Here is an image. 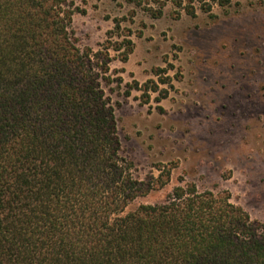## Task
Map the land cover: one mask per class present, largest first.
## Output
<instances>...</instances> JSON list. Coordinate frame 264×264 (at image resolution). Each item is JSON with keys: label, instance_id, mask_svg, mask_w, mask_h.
Returning <instances> with one entry per match:
<instances>
[{"label": "trees", "instance_id": "obj_1", "mask_svg": "<svg viewBox=\"0 0 264 264\" xmlns=\"http://www.w3.org/2000/svg\"><path fill=\"white\" fill-rule=\"evenodd\" d=\"M76 1L0 0V264H264V226L228 192L185 183L124 213L171 173L145 184L121 157L103 85L113 82L108 50L125 62L133 43L81 50ZM127 1L155 19L167 3L176 19L232 5Z\"/></svg>", "mask_w": 264, "mask_h": 264}, {"label": "rangeland", "instance_id": "obj_2", "mask_svg": "<svg viewBox=\"0 0 264 264\" xmlns=\"http://www.w3.org/2000/svg\"><path fill=\"white\" fill-rule=\"evenodd\" d=\"M76 2L83 12L70 30L81 50L133 43L125 62L108 50L113 82L103 85L121 157L145 184L171 173L124 213L191 183L200 192H228L264 226V0H232L214 7L212 18L198 11L178 19L171 3L155 19L127 0Z\"/></svg>", "mask_w": 264, "mask_h": 264}]
</instances>
